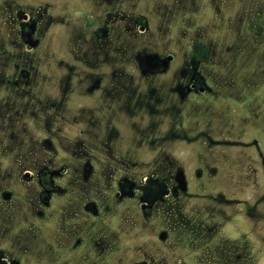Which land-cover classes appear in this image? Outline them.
<instances>
[{
  "label": "rangeland",
  "instance_id": "1",
  "mask_svg": "<svg viewBox=\"0 0 264 264\" xmlns=\"http://www.w3.org/2000/svg\"><path fill=\"white\" fill-rule=\"evenodd\" d=\"M0 264H264V0H0Z\"/></svg>",
  "mask_w": 264,
  "mask_h": 264
}]
</instances>
